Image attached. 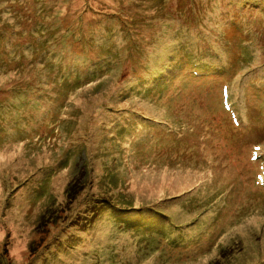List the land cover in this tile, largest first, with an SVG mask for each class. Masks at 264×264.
<instances>
[{
    "label": "rangeland",
    "instance_id": "obj_1",
    "mask_svg": "<svg viewBox=\"0 0 264 264\" xmlns=\"http://www.w3.org/2000/svg\"><path fill=\"white\" fill-rule=\"evenodd\" d=\"M258 88L264 0H0V264H264Z\"/></svg>",
    "mask_w": 264,
    "mask_h": 264
},
{
    "label": "trees",
    "instance_id": "obj_2",
    "mask_svg": "<svg viewBox=\"0 0 264 264\" xmlns=\"http://www.w3.org/2000/svg\"><path fill=\"white\" fill-rule=\"evenodd\" d=\"M247 64V61L246 62H242V65H245ZM264 90V89H263ZM228 88L226 89V92H228ZM257 93L258 94H262L264 95V93L258 88L257 89ZM255 149L257 150V152L259 153V155L263 156L264 155V152H263V149H261V147L259 145H255Z\"/></svg>",
    "mask_w": 264,
    "mask_h": 264
}]
</instances>
